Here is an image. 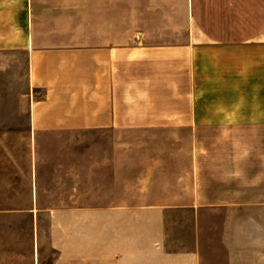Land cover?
Listing matches in <instances>:
<instances>
[{"label":"crops","instance_id":"0c3cea01","mask_svg":"<svg viewBox=\"0 0 264 264\" xmlns=\"http://www.w3.org/2000/svg\"><path fill=\"white\" fill-rule=\"evenodd\" d=\"M0 264H264V0H0Z\"/></svg>","mask_w":264,"mask_h":264},{"label":"rangeland","instance_id":"374dc122","mask_svg":"<svg viewBox=\"0 0 264 264\" xmlns=\"http://www.w3.org/2000/svg\"><path fill=\"white\" fill-rule=\"evenodd\" d=\"M178 16H179V24L181 26L180 34L182 36H185L186 33H187V30L186 29H183V24H184V21H187V17H185V14L183 12L179 13ZM4 89L6 90V88H4ZM3 95H4V97H6V96H8V93H6V91H5Z\"/></svg>","mask_w":264,"mask_h":264}]
</instances>
